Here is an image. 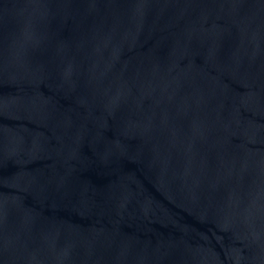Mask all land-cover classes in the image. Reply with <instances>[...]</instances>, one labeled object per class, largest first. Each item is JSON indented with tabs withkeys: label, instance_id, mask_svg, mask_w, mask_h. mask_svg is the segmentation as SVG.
I'll list each match as a JSON object with an SVG mask.
<instances>
[{
	"label": "water",
	"instance_id": "water-1",
	"mask_svg": "<svg viewBox=\"0 0 264 264\" xmlns=\"http://www.w3.org/2000/svg\"><path fill=\"white\" fill-rule=\"evenodd\" d=\"M0 264H264V0H0Z\"/></svg>",
	"mask_w": 264,
	"mask_h": 264
}]
</instances>
